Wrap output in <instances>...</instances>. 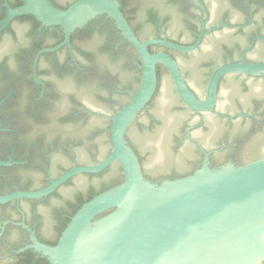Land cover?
Returning a JSON list of instances; mask_svg holds the SVG:
<instances>
[{
    "label": "flooded vegetation",
    "instance_id": "1",
    "mask_svg": "<svg viewBox=\"0 0 264 264\" xmlns=\"http://www.w3.org/2000/svg\"><path fill=\"white\" fill-rule=\"evenodd\" d=\"M49 1L65 9L76 0ZM21 4L22 0H0V22L6 17L7 8ZM134 7V23L154 31L143 40L167 39L190 46L202 28L208 32L192 52L166 48L154 51L165 52L177 62L185 84L199 100L205 98L210 76L218 67L243 59L250 64L264 62V0H135ZM106 22L95 18L83 28L95 32ZM171 26H176L186 38L169 35ZM96 33L73 40L71 34L69 45L41 52L63 41L59 27H43L25 15L11 19L0 31V196L37 192L71 168L94 165L109 154L107 125L114 110L122 105L113 98H130L132 91L111 85L110 112L76 103L73 95L63 91L70 86L87 88L91 58L103 43ZM164 79L170 81L177 99L172 108L173 121L167 124L168 146L151 157L142 156L133 145L146 179L161 183L191 175L206 158L213 169L264 159V74L221 76L213 111L185 106L165 68L154 99ZM62 106L69 107V111L63 114ZM139 116L126 132L129 140L142 116L149 118L147 127L151 131L158 125L149 110ZM94 121L105 123V127L85 133L83 129ZM72 125L82 131L75 138L68 133ZM99 136L107 143L101 153ZM80 148L96 151L90 159L82 160ZM116 164L96 174H77L44 197L0 204V264H18L17 255L28 250L39 254L28 248L31 235L46 245L57 243L77 197L111 179Z\"/></svg>",
    "mask_w": 264,
    "mask_h": 264
},
{
    "label": "water",
    "instance_id": "2",
    "mask_svg": "<svg viewBox=\"0 0 264 264\" xmlns=\"http://www.w3.org/2000/svg\"><path fill=\"white\" fill-rule=\"evenodd\" d=\"M25 15L33 17L43 27H59L63 33V41L58 46L41 52L69 45L70 35L75 30L105 15L135 50L140 63L135 94L110 117L111 149L104 160L94 165L75 166L37 192L0 196V204L19 198L44 197L77 174H96L114 162L121 167L122 182L85 202L71 217L55 245L40 243L31 235L32 244L28 248L45 257L48 264L264 263V159L213 169L206 158L191 175L157 183L143 176L138 157L125 138L130 125L145 111L155 93L157 65L169 73L185 106L191 110L213 111L221 76L264 74V62L250 64L243 59L240 63L218 67L210 76L205 98L199 100L185 84L177 62L165 52L150 53L148 47L155 45L182 53L192 52L208 33L204 28L190 46L167 39L140 40L120 11L118 0H76L65 9L55 7L49 0H22L19 7L7 8L0 31L11 19ZM138 29L142 36L154 33L150 29ZM167 32L173 37L186 38L176 26L169 27ZM98 57L101 69L110 76L111 82L123 89L135 87L134 72L125 66V61L112 59L105 53ZM63 91L73 95L76 103L94 110L110 112L113 109L108 100L109 90L70 86ZM125 99V96L113 98L115 102ZM174 105L177 99L172 85L164 79L148 108L158 125L151 131L147 127L149 118L142 116L130 134L131 143L142 156L156 157L167 148V124L173 121ZM68 109L62 106L60 110L65 114ZM104 127L105 123L94 121L83 131L88 133ZM68 130L73 138L82 132L73 125ZM99 140L103 142L99 147L101 153L107 143L103 136H99ZM95 151L81 149L80 158L88 160Z\"/></svg>",
    "mask_w": 264,
    "mask_h": 264
},
{
    "label": "trees",
    "instance_id": "3",
    "mask_svg": "<svg viewBox=\"0 0 264 264\" xmlns=\"http://www.w3.org/2000/svg\"><path fill=\"white\" fill-rule=\"evenodd\" d=\"M119 2V7H120V11L123 13L125 19L127 20L128 24L130 25L131 29L133 30V32L135 33V35L137 36L138 39L143 40L145 38V36H142L139 33V29L135 23H134V14H135V7H134V2L135 0H118ZM98 19L102 20V19H106V23L103 25V27H99L96 29L95 32H97L96 34H98L99 36H101L103 39V43L100 45L99 47V52L97 53V55H94L91 58V62L93 64L92 66V70L91 73L89 75L88 81L85 82L87 88L91 87V88H99V89H106L111 91L110 86L111 85H116L114 82H111L110 76L108 74H106L104 72V70L101 69L100 66V60L98 57V54H102L105 53L108 57L115 59V60H123L125 61V66L127 65L128 68H131L134 72V82H135V87L130 89L133 93V95L135 94L137 88H138V82H139V75H140V70L138 68L139 60H138V56L135 52V50L132 48V46L122 37V35L120 34V32L116 29L113 21L110 18H107L105 15L99 16L97 17ZM92 23V22H90ZM89 23V24H90ZM94 30L91 29H86L82 28V29H77L74 34L71 35V40H73L76 36H91L93 33H95ZM62 38V36L60 37V39ZM115 45H117V47L115 48ZM115 48V49H114ZM165 50L162 47L159 46H149L148 50L150 53H153L155 50ZM164 70V68L160 65H157L156 67V77H157V85H158V81L161 75V72ZM113 81V80H112ZM114 83V84H112ZM118 88V85H116ZM157 89L155 91L154 96L151 98L150 102L147 104L146 106V110H148V107L152 104L153 99L156 95ZM123 96V95H121ZM126 99L124 101H122V105L117 106V108L114 110L113 115L116 113V111H118L123 105L127 104L130 100V98L125 97ZM140 117V116H139ZM135 126V125H134ZM133 126V127H134ZM107 127H110V121L108 122ZM125 138L128 142V144L131 146V148L133 149L134 153L136 154V156L138 157V153L136 151V149L134 148L133 144L131 143V141L129 140L127 134L125 135ZM107 139L109 140V130L107 131ZM110 145V144H109ZM139 160V164H140V159L138 157ZM117 163V162H115ZM107 170V169H106ZM105 170V171H106ZM123 180V174H122V170L121 167L116 164L114 167V174L113 177L109 180H105L102 181L101 184H99L98 187H90L86 193H84L83 195H80L79 197H77L74 207L70 213V216L66 219L63 228L65 229V227L67 226V224L69 223L71 217L75 214V212L87 201L91 200L94 196L114 187L119 185ZM174 180V179H171ZM109 211L103 213L102 215L107 214ZM101 215V216H102ZM56 243L52 244L55 245ZM35 255L39 256L38 258H35ZM18 260V264H48V261L46 260L45 257H41L39 254H32L31 251H25L19 255H17Z\"/></svg>",
    "mask_w": 264,
    "mask_h": 264
}]
</instances>
